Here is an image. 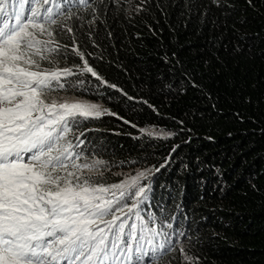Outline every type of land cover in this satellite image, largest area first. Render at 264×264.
Instances as JSON below:
<instances>
[{"label":"trees","instance_id":"trees-1","mask_svg":"<svg viewBox=\"0 0 264 264\" xmlns=\"http://www.w3.org/2000/svg\"><path fill=\"white\" fill-rule=\"evenodd\" d=\"M88 2L8 0L7 19L50 8L61 50L41 65L76 74L49 96L104 109L67 137L103 161L85 175L147 173L141 213L168 235L133 264H264V0Z\"/></svg>","mask_w":264,"mask_h":264},{"label":"snow or ice","instance_id":"snow-or-ice-1","mask_svg":"<svg viewBox=\"0 0 264 264\" xmlns=\"http://www.w3.org/2000/svg\"><path fill=\"white\" fill-rule=\"evenodd\" d=\"M7 8L8 0H0V264H133L149 249L164 251L154 240L168 234L140 210L147 199L140 180L147 173L105 185L85 175L103 161L76 163L81 154L74 149L82 141L67 139L72 123L99 117L100 106L45 100L64 88L62 78L76 74L40 66L61 50L49 46L56 43L45 28L57 24L52 10L33 8L9 20ZM81 71L100 79L86 60Z\"/></svg>","mask_w":264,"mask_h":264},{"label":"rangeland","instance_id":"rangeland-1","mask_svg":"<svg viewBox=\"0 0 264 264\" xmlns=\"http://www.w3.org/2000/svg\"><path fill=\"white\" fill-rule=\"evenodd\" d=\"M29 30L30 31H35L36 33H37V31H36V29H32L31 27L29 28ZM37 35H38V37L40 38V39H44L43 38V36H39V34L37 33ZM41 61H43V60H41ZM41 61H40V66H41V68L43 69V68H46L47 69V67L46 66H43V65H41ZM45 100L47 101V102H51L52 100H54V97H50L49 95L48 96H46L45 97ZM63 100H67V101H69V102H74V101H80V100H76V99H63ZM58 102H63V101H61V100H57ZM86 102V101H85ZM88 103H90V102H88ZM98 105V104H97ZM100 106V105H99ZM100 110H101V112L103 113L104 112V109L100 106ZM109 195H111V193H109ZM151 264V263H150Z\"/></svg>","mask_w":264,"mask_h":264}]
</instances>
